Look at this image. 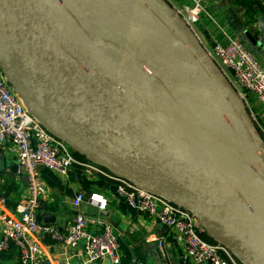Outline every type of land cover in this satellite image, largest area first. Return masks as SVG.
I'll return each mask as SVG.
<instances>
[{"label":"water","instance_id":"water-1","mask_svg":"<svg viewBox=\"0 0 264 264\" xmlns=\"http://www.w3.org/2000/svg\"><path fill=\"white\" fill-rule=\"evenodd\" d=\"M260 29L264 44V17ZM0 66L75 152L190 209L241 264H264V137L173 6L0 0ZM7 171L28 184L0 148Z\"/></svg>","mask_w":264,"mask_h":264},{"label":"built area","instance_id":"built-area-1","mask_svg":"<svg viewBox=\"0 0 264 264\" xmlns=\"http://www.w3.org/2000/svg\"><path fill=\"white\" fill-rule=\"evenodd\" d=\"M189 1L190 5L186 9L174 8L196 33L201 16L209 12L206 0ZM203 45L243 99L252 118L256 119L250 95H256L264 105V66L235 37L228 36L225 43ZM4 147L12 151L19 165V173L28 177V190L27 195L17 203V217L0 215V251H8L15 244L23 264H40L39 253L46 237L72 249L81 248L84 264H103L106 260L112 264L121 263L119 241L111 224L101 215L84 213L81 209L87 200L90 209L105 211L109 206V198L105 194L95 192L86 198L83 192L76 193L72 199L75 218L65 230L38 219L39 211L45 206L41 168L67 174L76 165L87 173H100L114 179L118 183V194L131 207L177 230L187 255L195 263L241 264L225 245L203 237L202 227L187 207L127 178L114 175L95 162L78 158L74 149L25 104L0 66V148ZM159 245H162L161 240Z\"/></svg>","mask_w":264,"mask_h":264},{"label":"crops","instance_id":"crops-1","mask_svg":"<svg viewBox=\"0 0 264 264\" xmlns=\"http://www.w3.org/2000/svg\"><path fill=\"white\" fill-rule=\"evenodd\" d=\"M175 8L186 9L189 0H165ZM249 10L241 0H206L209 14L204 13L196 26V35L203 44L212 46L225 43L228 36L239 39L264 66V44L261 20L264 17V0ZM258 40L253 45L246 32ZM252 107L264 125V105L254 94L250 95ZM7 156L15 159L8 147L2 148ZM80 159L94 162L82 155ZM44 184L45 206L38 219L43 223L57 225L65 230L75 218L72 199L78 192L86 198L91 193H102L109 198V206L103 212L92 210L85 200L81 206L84 213L101 215L111 224L117 235L120 264H197L187 255L184 242L179 240L177 230L165 226L154 216L141 213L131 207L117 192V181L100 173H87L81 166H73L67 174H60L46 167L41 168ZM28 184L10 171L0 173V215L18 216V201L27 195ZM202 234L212 237L202 229ZM159 240L162 245H159ZM39 253L40 264H84L85 257L80 248L72 249L63 243H55L49 237L42 241ZM0 264H23L20 251L12 244L8 251H0Z\"/></svg>","mask_w":264,"mask_h":264},{"label":"trees","instance_id":"trees-1","mask_svg":"<svg viewBox=\"0 0 264 264\" xmlns=\"http://www.w3.org/2000/svg\"><path fill=\"white\" fill-rule=\"evenodd\" d=\"M242 2H243V4L245 5V6H247V8L249 9V10H252V9H254V6L257 4V5H259L260 4V1L259 0H241ZM75 154H76V156L78 157V158H80V157H82V155L81 154H78L77 152H75ZM203 235V237L205 238V239H207L208 241H211V242H215L213 239H209L207 236H205L204 234H202Z\"/></svg>","mask_w":264,"mask_h":264},{"label":"rangeland","instance_id":"rangeland-1","mask_svg":"<svg viewBox=\"0 0 264 264\" xmlns=\"http://www.w3.org/2000/svg\"><path fill=\"white\" fill-rule=\"evenodd\" d=\"M165 1V0H164ZM172 6V5H171ZM235 98V97H234ZM254 110V109H253ZM255 112V111H254ZM256 114V113H255ZM257 117V116H256ZM251 118H252V116H251ZM257 119V120H256ZM256 119H253L252 118V121L254 122V124H255V129H256V131L259 133V135L263 138L264 137V132H262V131H264V125L263 124H261L260 123V121H259V119H258V117L256 118ZM79 154V153H78Z\"/></svg>","mask_w":264,"mask_h":264}]
</instances>
